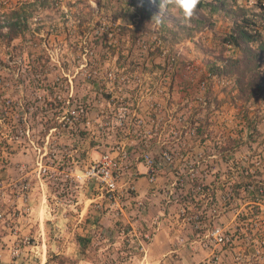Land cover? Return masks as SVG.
<instances>
[{"label": "rangeland", "instance_id": "rangeland-1", "mask_svg": "<svg viewBox=\"0 0 264 264\" xmlns=\"http://www.w3.org/2000/svg\"><path fill=\"white\" fill-rule=\"evenodd\" d=\"M34 1L23 37L0 42V264H47L48 255L77 264H160L162 255L166 264H264V119L250 136L241 103L230 101L235 90L213 84L206 100L207 81L199 83L205 51L234 21L259 20L263 0L201 8L200 30L172 5L157 26L131 0ZM27 2L0 0V22ZM150 4L160 14V3ZM245 106L264 115L262 98ZM104 153L116 161L115 192L84 177ZM245 168L261 181L258 214L243 187L231 191ZM96 215L82 259L75 238Z\"/></svg>", "mask_w": 264, "mask_h": 264}, {"label": "trees", "instance_id": "trees-1", "mask_svg": "<svg viewBox=\"0 0 264 264\" xmlns=\"http://www.w3.org/2000/svg\"><path fill=\"white\" fill-rule=\"evenodd\" d=\"M41 1L44 2L45 0H40V2ZM223 1L224 0H216V2H219L218 4L200 0L196 13L190 22L194 24L197 30H200L204 27V23L196 17L197 14H199V10L201 8H208L214 12L218 8H224ZM151 2H155L157 5L160 3L158 0H131L132 5L137 9L147 12L148 15H150V18L154 16L150 9ZM263 2H260L261 12L255 15L259 20L254 16H244L242 20L237 22L234 21L231 30L219 37V42L214 47L205 51L206 53H209L210 57L206 59L204 68H199L201 70V80H199V83L202 80L207 81L205 87L206 100L209 99L208 96L212 93L213 84L223 85L221 87L225 91L226 89L224 88L230 86L229 93L235 90V93L231 94L230 101L232 102L231 104L236 107L241 103L238 107L245 122L244 124L250 132V136L253 134L257 135V126L264 119V115H259L258 113L250 115L245 106V104L252 98L264 99V33L263 29L259 27L264 26ZM35 3L37 2L34 0L31 3H21L18 8L11 10L4 15L3 23L2 21L0 22V42L2 41L5 46H10L13 40L23 37L27 27V20L30 16V8ZM209 26L211 27L212 25ZM4 28H6L5 31ZM228 46L231 47V50ZM167 56V61L174 64V66L184 65V62L177 59L175 55L168 54ZM41 66H45V63ZM192 123H194V121H192ZM196 129L197 132L202 134L201 131L205 128L202 123H199ZM202 139L204 140L206 137L203 136ZM252 140L255 141L256 139L253 138ZM229 142L232 144L235 143L234 140H230ZM255 172L256 169L253 173H249L248 168H245L243 181L233 184L231 191L237 195L239 194L241 187H243V189L250 194L251 202H253L251 208L256 211V214H258V197L260 196L258 190L260 187L257 186L256 183H261V181L255 179L254 176L258 174ZM99 219V215H96L90 229H88L84 235H76L75 242L82 259L86 256L92 239L95 237V233H97L96 229L99 227ZM247 229L250 228L247 227ZM250 238L251 240H254L253 237ZM49 261H54L55 264L78 263L77 259H72L63 255H48L47 264Z\"/></svg>", "mask_w": 264, "mask_h": 264}, {"label": "built area", "instance_id": "built-area-1", "mask_svg": "<svg viewBox=\"0 0 264 264\" xmlns=\"http://www.w3.org/2000/svg\"><path fill=\"white\" fill-rule=\"evenodd\" d=\"M147 160V157H146ZM148 165H151V160H147ZM116 166V161L114 157L108 153H104L98 159V161L90 164L86 167L84 172V177L88 179L95 180L101 187H103L107 192L117 191V185L115 181L114 167ZM152 171V170H151ZM214 240L218 245H221L225 241L224 235L221 233L220 228L214 229ZM24 244H27V238L22 240ZM20 250L16 249L14 251L15 255H18Z\"/></svg>", "mask_w": 264, "mask_h": 264}, {"label": "clouds", "instance_id": "clouds-1", "mask_svg": "<svg viewBox=\"0 0 264 264\" xmlns=\"http://www.w3.org/2000/svg\"><path fill=\"white\" fill-rule=\"evenodd\" d=\"M257 0H250V5H255ZM200 3V0H160V14L152 17L157 26L163 23L162 13L167 9L169 5L174 6L181 13V17L184 23H190L196 13V9ZM93 3V7H95ZM3 23V21H2Z\"/></svg>", "mask_w": 264, "mask_h": 264}, {"label": "crops", "instance_id": "crops-1", "mask_svg": "<svg viewBox=\"0 0 264 264\" xmlns=\"http://www.w3.org/2000/svg\"><path fill=\"white\" fill-rule=\"evenodd\" d=\"M36 2H37V1H36ZM154 88H155V87H154ZM157 91L160 92V87L157 88ZM154 93H155L154 96H156V95H157V97L160 96V94H158V93L156 94L155 91H154ZM152 94H153V93H152ZM135 114H136L135 111L131 112V116H132V117H134ZM138 116H140V115H138ZM131 120H132V119H131ZM141 179H143V178H141ZM174 232H175V230H173V233H174ZM167 261H169V258H168V257L166 258L165 255L160 256V264H166ZM12 262H13V261H12ZM174 264H175V263H174Z\"/></svg>", "mask_w": 264, "mask_h": 264}]
</instances>
